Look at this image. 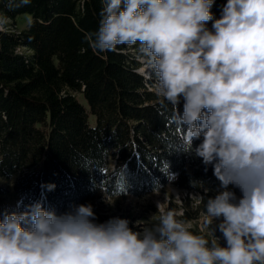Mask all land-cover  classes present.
Segmentation results:
<instances>
[{
    "label": "clouds",
    "instance_id": "clouds-1",
    "mask_svg": "<svg viewBox=\"0 0 264 264\" xmlns=\"http://www.w3.org/2000/svg\"><path fill=\"white\" fill-rule=\"evenodd\" d=\"M214 2L106 0L98 29L85 35L98 53L137 46L183 150L202 137L195 155L219 186L201 232L160 202L155 222L134 231L120 217L97 222L91 203L57 214L37 201L3 214L0 264H264V0H227L218 19Z\"/></svg>",
    "mask_w": 264,
    "mask_h": 264
},
{
    "label": "trees",
    "instance_id": "trees-1",
    "mask_svg": "<svg viewBox=\"0 0 264 264\" xmlns=\"http://www.w3.org/2000/svg\"><path fill=\"white\" fill-rule=\"evenodd\" d=\"M105 2L0 0L9 23L0 31V220L37 201L57 214L85 203L96 212L102 196L118 210L172 186L186 197L167 208L198 234L204 203L219 186L212 166L195 155L202 137L183 150L172 106L160 105L154 80L139 72L137 46L106 53L89 46L85 35L98 29ZM226 3L215 0L214 19ZM183 105L181 98V114ZM11 191L15 204L7 201Z\"/></svg>",
    "mask_w": 264,
    "mask_h": 264
},
{
    "label": "rangeland",
    "instance_id": "rangeland-1",
    "mask_svg": "<svg viewBox=\"0 0 264 264\" xmlns=\"http://www.w3.org/2000/svg\"><path fill=\"white\" fill-rule=\"evenodd\" d=\"M29 20V19H28ZM27 20L19 21L18 27L21 28ZM9 24L8 21L3 25H0V31L5 30V26ZM142 75L148 76L149 70L144 66L140 71ZM93 118L91 117V123ZM186 194L182 191L176 190L172 186H168L165 188L163 192H156L147 196H144L139 199H127L124 204L118 210H113L110 205H108L106 199L102 196H98L96 201L94 202V207H96V214L101 216L107 215L109 217H120L129 220V227L134 231H140L144 227L149 226L151 223H154L153 214L158 215L157 211V202H160L163 206L167 208L168 204H179L182 198H185ZM193 200L194 197H191ZM9 203H16V196L12 191L7 199ZM137 222V223H136ZM196 226L198 229L202 230V217L198 220ZM215 236L219 238L220 242L224 243L226 246V242L223 237L221 238V233L217 230L215 232Z\"/></svg>",
    "mask_w": 264,
    "mask_h": 264
}]
</instances>
